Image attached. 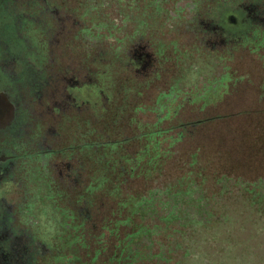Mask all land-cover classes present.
<instances>
[{
	"label": "flooded vegetation",
	"instance_id": "af4514ba",
	"mask_svg": "<svg viewBox=\"0 0 264 264\" xmlns=\"http://www.w3.org/2000/svg\"><path fill=\"white\" fill-rule=\"evenodd\" d=\"M86 2L88 4L82 0H0V264H67L78 252L69 235L70 225L79 220L84 223L87 233H94L92 210L97 191L90 192L87 199L78 200L74 195L80 184L89 182L91 155L84 149L92 150L94 141L100 139L105 145L114 141L128 145L142 135L151 143L153 137L148 134L153 131H145L135 123L133 114H129L146 112L147 108L142 104L152 94V88H160L157 80L165 77L168 83L165 90L153 95L156 104L169 106V109L161 108L171 114L182 113L181 124L175 121V129L171 130H176V136L179 131L177 142L184 139L198 142V138H204L216 129V121L223 125L234 116L247 118L250 114V110L223 111L222 103L264 101V97L260 99L257 94L258 87L264 83V0ZM31 6L37 8L39 16L51 22V27L43 52L47 59L35 66L40 79L29 83L31 89H27L19 77L30 64V50L10 55L7 50L10 39L5 29L11 28L14 37L11 43L15 41L19 46L29 48L32 43L24 35L22 24L36 16L31 15ZM98 17H106V23L92 26L90 33L83 30L88 21L93 22ZM68 18L77 22L70 21L69 36L74 34L72 40L85 47L86 55L100 50L97 44L101 39L114 40L115 44L109 49H118L121 53L120 59L114 58L113 62L117 67L122 66L124 72L135 70L139 76L136 80L127 79L135 83L132 85H139L134 95L141 100L135 99L133 110L125 111L132 102L126 101L125 94L118 92L126 80L118 82L116 77L109 83L96 82L87 71L91 63L86 65L84 58L81 63L85 68L80 76H74L73 70L69 72L62 67V54L74 50L67 41L65 45L59 44L63 22ZM153 22L156 24L151 27ZM246 26L247 34L251 33L254 38L252 42L238 33L239 27L244 29ZM81 30L78 40L74 36ZM182 34H188L184 41L180 40ZM201 58L211 66L217 65V71L203 76L198 67ZM255 63H260L258 78ZM177 67L179 77L180 67L183 73L187 70L185 67L193 72L194 79L187 75L188 72L184 73L189 86L180 82L172 84L170 78ZM62 76L67 77L65 84L60 81ZM198 79L202 80L196 84ZM63 93L71 103L60 97ZM45 96L56 100L50 102ZM176 101L190 103L194 107L190 115L180 111ZM203 102H208L207 106L215 105L214 115L198 111ZM84 103L93 108L80 115L76 109ZM97 108L100 111L95 115ZM253 114L255 110L250 115L254 117ZM75 120L82 121L80 126L84 130L92 128L94 131L87 139L81 137L80 149L69 143L74 134L70 126ZM115 124L121 128L118 131L131 132L130 136L122 138L117 133L118 138H109L105 131ZM223 127L230 131L225 125ZM173 138L170 137V142ZM91 139L94 140L92 143ZM84 174L85 178L79 182V176ZM87 247L93 255V246L87 244Z\"/></svg>",
	"mask_w": 264,
	"mask_h": 264
},
{
	"label": "rangeland",
	"instance_id": "374dc122",
	"mask_svg": "<svg viewBox=\"0 0 264 264\" xmlns=\"http://www.w3.org/2000/svg\"><path fill=\"white\" fill-rule=\"evenodd\" d=\"M82 1L88 4L87 0ZM29 10L32 12L31 15H36L31 16L22 24L24 35L29 43H32L29 48L21 47L15 41L11 43L14 39L11 28L5 29V34L10 39L7 48L10 55L24 54L30 50V64L19 77L20 82L27 85V89H31L29 83L40 79V73L37 72L35 66L47 59L43 52L49 34L48 30L51 27L49 20L38 15L37 8L31 6ZM113 19L116 20L114 17ZM72 20L70 18L64 20L65 25L62 26L63 31L59 44L65 45L67 41V44L74 49L72 52L66 51L62 54V67H66L69 72L73 70L71 74L74 76L78 74L80 76L85 68L81 63L84 58L86 65L91 63L87 71L96 82L109 83L116 77L118 82L126 80L123 82L126 84L118 88V92L125 94L126 101L132 102L125 111L133 110L135 99L141 100L134 95L139 85L134 86L135 83L127 79H139L135 70H130V73L131 71L135 73L134 75V73L124 72L123 67L118 66V72H116L117 68L113 67L116 62H113L115 61L113 59H120L121 52L118 49H109L115 44L113 39H101L97 44L100 50H95L93 55H86L85 47L78 45V41L72 40L74 34L69 36L67 27H70L69 23ZM93 20V22L88 21L83 30H89L90 33L92 26L105 24L107 18L98 17ZM117 20L119 21L118 18ZM73 22L77 23L76 20ZM155 24L153 22L150 26L153 27ZM163 27L166 30L168 28L166 25ZM239 29L238 33L240 32L247 39L250 38V42L254 41L251 33L247 34V26L244 29L239 27ZM81 33L82 30L74 37L78 39L77 36ZM187 37L188 34H182L180 40L184 41ZM156 38L155 35L154 40ZM93 59L95 60L92 63ZM180 63L179 60V65ZM198 67L203 76L216 72L218 69L217 65L211 66L204 58L198 61ZM254 67L256 78H258L260 72L257 69L260 68V63H255ZM185 68L187 70L184 69V73L188 72L187 75L194 79L193 72ZM181 69L182 67L179 69L181 72L179 77L176 74L178 67L174 68L170 80L173 85L180 82L183 86H189V83L185 82V74ZM63 75L67 76L64 73ZM61 78L60 81L65 84L67 77L66 79ZM161 79L156 81L160 88H152V94L148 95L149 98L147 97V101L142 104L144 108H147L146 112L138 111L136 114H129H133L136 118L135 123L141 125L145 131L146 129L153 131L148 134L153 137L151 143L146 141L145 135L128 145H122L123 142L120 141L105 145L101 143V139L97 140L100 142L91 139V143L95 142L92 150L84 149L91 155L90 166H92L89 182L80 184L75 189L74 195L78 200L87 199L90 192L97 190L96 193L94 192L96 203L92 210L94 233H87L83 222L79 220L72 222L69 235L76 243L78 252L76 251L74 256L70 257L67 264H154L152 261L156 264H264V138L262 140V137H259L264 135L262 132L264 131V101L222 103L223 111L250 110L251 114L252 110H255L254 117L249 114L247 118L234 116L226 120L223 125L230 131L216 121V129H212L208 135L204 134V138L201 136L203 139L198 138V142H190L188 139L177 142L180 139L179 131L176 136V130H171L175 129L173 126L175 121L181 124L182 113L174 115V113L163 111L161 107L169 109V106L159 107L155 102L156 97H153L160 93L158 91L166 89L165 84L168 81L165 77ZM201 80H196V84ZM263 86L258 87L257 90L260 99L264 97ZM60 97L66 103L70 102L65 93ZM47 100L51 102L56 99L47 98ZM164 100L166 101L167 98ZM176 103L180 102L176 101ZM203 103L204 105L198 111L214 115L213 112L217 110L215 105L208 104L207 106L208 102ZM179 105V110L188 115L194 108L188 102ZM91 108H93L91 105L84 103L76 110L80 115H85L92 111ZM139 109L142 108L137 110ZM99 111V108L95 109V115ZM81 122L75 120L70 126L74 134L69 143L74 148L79 147L81 137L87 139L94 133L92 128L84 130L80 126ZM166 126L170 131L164 129ZM176 128L179 127L176 126ZM120 129V126L115 124L108 127L105 133L107 132L109 138H118L117 133L123 134L124 138L130 136L131 132L118 131ZM220 129L223 130L220 131ZM240 131L243 132L240 133ZM170 137H174L171 142ZM106 162L112 164L107 166ZM225 173L231 177H227ZM180 176L186 182L197 178L195 181L199 183L197 189L200 191L197 198L188 193L189 189L187 190L186 186L179 183L180 180L177 178ZM84 178L85 174L79 176L78 181L81 182ZM208 188H210L209 192H207ZM70 201L71 197L68 198V202ZM206 202L210 208L208 207V211L202 213ZM161 211L183 214L186 219L188 217L185 215L191 214L199 217L200 223L196 224L197 221L190 218L188 221L183 220L182 227L173 225V222L166 223L164 219H160L165 215V212ZM136 225L140 226L136 227L135 231ZM133 230L140 232V234H134L133 240L136 242L133 243L137 247H134L135 251H131L129 247L130 235L126 232ZM143 233L150 238L152 244H146ZM79 240L81 242H78ZM87 244L93 246V255L88 250ZM148 244L150 247L146 251L145 246ZM141 258L146 262L138 263ZM147 260L151 261L147 262Z\"/></svg>",
	"mask_w": 264,
	"mask_h": 264
},
{
	"label": "trees",
	"instance_id": "16d2710c",
	"mask_svg": "<svg viewBox=\"0 0 264 264\" xmlns=\"http://www.w3.org/2000/svg\"><path fill=\"white\" fill-rule=\"evenodd\" d=\"M113 65V64H112ZM113 67L114 68H117V70H116V72H118V67L114 64L113 65ZM113 68V69H114ZM112 69V70H113ZM120 136H123V134L121 135L120 134ZM259 137H263V136H259ZM215 173H217V174H222V173H224V172H215ZM215 173H213L214 175H216ZM226 174V173H225ZM206 175V174H205ZM227 175V177H231V175H229V174H226ZM263 175H264V172H263ZM260 176H262V175H260ZM177 180H180L179 181V183L180 184H183L184 186H186V189L188 190L189 189V191H188V193H191V195L192 196H195V198H197L198 196H199V189H197L198 188V182H196L195 180H197V178L196 179H192V180H190V181H188V182H186V181H184L183 179H182V177L180 176V177H178L177 178ZM183 181V182H182ZM155 189V188H154ZM209 190H207V192H209L210 191V188H208ZM174 190V189H173ZM163 199H166V198H164L163 197ZM208 207L210 208V206H209V204L206 202V205L204 204L203 205V208H202V210H203V212L202 213H205V212H207L208 211ZM161 212H165V215L162 217L161 215V217L162 218H160V219H164L165 220V222L166 223H171V222H173V225H176V226H180V227H182V225L184 224V221L183 220H185L186 218H184L183 216V214L182 215H179L178 213H167L166 211H161ZM135 214V213H134ZM160 214V213H159ZM159 216V215H158ZM185 216H187L188 217V219L190 218V219H193L194 221H197V222H195L196 224H199L200 223V220H199V217H196V216H194V215H185ZM198 218V219H197ZM188 219H186L187 221H188ZM193 222V221H192ZM202 223V222H201ZM132 226H134V225H132ZM138 226H140V225H136L135 226V231H136V227H138ZM134 231V230H133ZM133 231H126L129 235H130V238H129V247H130V249H131V251H135V248H137L136 246H134V243L133 242H136V240H133V238H134V234L135 233H139L140 234V232L138 231V232H133ZM142 232V231H141ZM142 236H143V239H145V241H146V244L147 243H150V244H152V241H150L149 239L150 238H148L144 233L142 234ZM135 247V248H134ZM149 247H150V245L148 244V245H146L145 246V249H146V251H147V249H149ZM148 253V252H147ZM146 258V257H145ZM151 260H147V262H150ZM143 262H146V260L145 259H143V258H141V259H139L138 260V263H143ZM154 264H156L154 261H152ZM137 264V263H136Z\"/></svg>",
	"mask_w": 264,
	"mask_h": 264
}]
</instances>
